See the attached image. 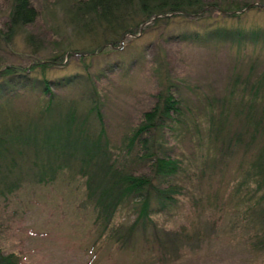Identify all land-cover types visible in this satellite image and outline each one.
Listing matches in <instances>:
<instances>
[{"label":"rangeland","instance_id":"1","mask_svg":"<svg viewBox=\"0 0 264 264\" xmlns=\"http://www.w3.org/2000/svg\"><path fill=\"white\" fill-rule=\"evenodd\" d=\"M31 1L37 11L35 21L23 28L9 47L4 48L0 41V74L5 63L14 68L41 65L42 69L32 70L39 78L76 80L69 89L57 91L67 98H79L84 87L94 84L114 147H119L116 143L121 134L155 104L164 80L172 81L191 130L186 136H173L167 146L189 165L194 177L183 182L191 184L186 196L179 197V205L170 210L169 217L158 219V227L174 231L188 226L203 205L208 211L202 219L210 217L216 225L209 231L203 220L201 231L210 235L199 249L183 252L182 259L156 262V255L139 240L134 251L122 252L107 236L91 249L98 231L90 229L92 210L83 201L84 182L63 176L51 187L25 185L0 204V253L12 255L18 264H264V253L253 251L247 243L246 229L253 226L238 218L241 202L236 189L242 177L238 169L244 148L229 147V153L224 154L210 140V130L198 124H208L211 116L214 121L221 120L216 103L227 98L222 105L225 128L231 134L243 132L242 118L233 116L231 107L251 96L250 91H243L250 83V63L254 75L264 73V0H203L204 11L199 15L173 13L151 19L124 35L120 46L104 44L105 53L93 57L84 53L93 36L81 33L78 24L74 26L73 6L82 0ZM8 11L6 0H0V31ZM132 16V23H137L139 17ZM29 36L36 40L29 41ZM67 41L73 49H66ZM237 75L240 79L233 86ZM213 99L221 100L209 104ZM38 101L36 93L23 94L16 105L35 111ZM170 137L169 133L167 139ZM131 166L137 173L145 172L142 164ZM216 190L221 196L208 206L207 195Z\"/></svg>","mask_w":264,"mask_h":264},{"label":"trees","instance_id":"2","mask_svg":"<svg viewBox=\"0 0 264 264\" xmlns=\"http://www.w3.org/2000/svg\"><path fill=\"white\" fill-rule=\"evenodd\" d=\"M6 2L7 21L0 31L4 48L37 18L31 0ZM73 8L74 26L78 24L81 33L93 36L84 51L90 57L105 53L106 44L120 46L124 35L151 19H163L173 13L195 17L204 11L203 0H82ZM133 14L139 17L137 23H132ZM34 39L33 36L28 38L31 42ZM66 45V49H73L71 41ZM3 65L0 74V204L8 202L25 185L51 187L63 176L72 181L78 178L85 185L83 201L92 210L90 229L98 231V236L93 235L91 249L106 236L122 252L134 251L139 240L149 253L156 255V262H161L182 259L187 249L191 252L200 248V243L210 235L201 231L202 221L205 220L203 225L206 224L209 231L216 225L213 220L209 221L210 217L202 219L208 211L206 205L200 207L201 212L188 226L174 231L158 227V219L169 217L170 210L179 205V197L186 196L184 192L191 184L183 182L194 177V171L188 170L189 165L174 156L167 146L177 135L186 136L185 132L191 130L183 118L177 87L170 85L172 81L164 80L155 104L142 113L139 122L121 134L116 143L119 147H114L94 84L84 87L79 98H67L57 91L69 89L76 81L73 77L52 81L33 74L32 70L42 69L41 65L30 68ZM252 66L250 63L249 78L250 83L255 84L246 83L243 87L251 96L241 98L231 107L233 116L242 118L243 132L231 134L225 128L223 106L227 98L209 101L211 105L218 101L215 111L221 120L214 121L211 116L208 124H198L210 130V140L224 154L229 153V147L244 148L238 169L242 177L236 189L241 202L238 218L253 226L252 230L246 229L249 247L264 253V73L254 75ZM239 79V75L232 79L233 86ZM29 93L38 96L35 111L29 106L16 105L21 95ZM169 133L171 137L167 139ZM131 163L142 164L145 172L137 173ZM220 196L217 190L208 194L206 204H214ZM118 218L123 222L118 224ZM0 264H18V260L0 253Z\"/></svg>","mask_w":264,"mask_h":264}]
</instances>
